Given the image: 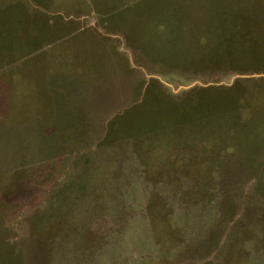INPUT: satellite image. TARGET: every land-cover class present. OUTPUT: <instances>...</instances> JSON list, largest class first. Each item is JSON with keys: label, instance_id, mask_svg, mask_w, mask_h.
Instances as JSON below:
<instances>
[{"label": "rangeland", "instance_id": "obj_1", "mask_svg": "<svg viewBox=\"0 0 264 264\" xmlns=\"http://www.w3.org/2000/svg\"><path fill=\"white\" fill-rule=\"evenodd\" d=\"M0 264H264V0H0Z\"/></svg>", "mask_w": 264, "mask_h": 264}, {"label": "crops", "instance_id": "obj_2", "mask_svg": "<svg viewBox=\"0 0 264 264\" xmlns=\"http://www.w3.org/2000/svg\"><path fill=\"white\" fill-rule=\"evenodd\" d=\"M33 125L34 126H32V127H35V135H36V138H38V136H40V134L38 133V127H39L38 126V123L35 122V123H33ZM23 128H26L27 129L28 126L26 125V127H25L24 125H21V126H12V125H9V128H8V126H7V128L5 127V130H3V132H6V130H9V131L12 130V132L14 131V133H16V140L23 142V140H22V138H24V133H23V130L24 129ZM41 129H42V126H41ZM21 144H23V143H21ZM227 233L229 234V231H227Z\"/></svg>", "mask_w": 264, "mask_h": 264}]
</instances>
